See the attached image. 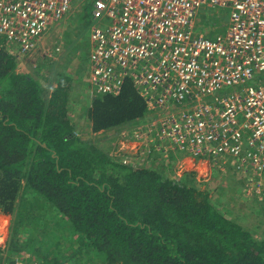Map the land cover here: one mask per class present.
I'll return each instance as SVG.
<instances>
[{
    "label": "trees",
    "instance_id": "trees-1",
    "mask_svg": "<svg viewBox=\"0 0 264 264\" xmlns=\"http://www.w3.org/2000/svg\"><path fill=\"white\" fill-rule=\"evenodd\" d=\"M69 81L50 94V83L18 71L0 37V211L18 212L9 254L40 264H264V238L221 212L194 172L170 177L164 158L137 168L85 141L69 116ZM148 113L127 81L120 95L92 99L87 120L112 140Z\"/></svg>",
    "mask_w": 264,
    "mask_h": 264
},
{
    "label": "built area",
    "instance_id": "built-area-1",
    "mask_svg": "<svg viewBox=\"0 0 264 264\" xmlns=\"http://www.w3.org/2000/svg\"><path fill=\"white\" fill-rule=\"evenodd\" d=\"M73 2L0 0V37L19 66L40 51L41 60L61 55L43 40ZM203 7L229 11L224 36L195 31ZM92 22L90 94L135 84L151 121L122 136L148 150L147 164L155 153L176 158L204 185L214 170H233L250 184L246 196L263 201L264 0H94ZM2 244L0 264H39Z\"/></svg>",
    "mask_w": 264,
    "mask_h": 264
},
{
    "label": "rangeland",
    "instance_id": "rangeland-1",
    "mask_svg": "<svg viewBox=\"0 0 264 264\" xmlns=\"http://www.w3.org/2000/svg\"><path fill=\"white\" fill-rule=\"evenodd\" d=\"M93 1L94 0H74L67 16L60 23L51 27L46 33L43 40L44 47L59 46L62 49L60 56H57L56 59L45 57L44 60H41L42 56L40 52L42 51H40L34 58L23 61L25 65L24 68L18 65V71L38 78L44 87L50 83V94H52L56 88L57 79L63 80L65 78H70L69 82L72 84V96L71 103L69 102V116L78 134L83 137L85 141H91L106 148L110 147L114 153L111 155L123 157L128 164L137 165V168L147 167L149 166V164H147L149 160L148 150L136 146L133 148L128 137L122 136L123 134L116 132V130L115 132L111 131V135L113 134L111 136L112 140H110L106 132L93 134L87 120V114L91 106V101L89 99L90 92L85 85L88 81L87 68L84 71H82L81 68L84 67L82 60H84L88 69L90 67V30L93 24ZM87 4H89L90 7L86 8L87 6L85 5ZM229 17V11L227 10L203 7L194 20L195 31L211 39L224 36L228 30ZM88 27L90 28L88 29ZM35 64L37 67L34 66ZM41 65L44 66L40 68ZM78 70L81 74L76 72ZM262 77L264 78V74H262ZM91 98L93 99L92 96ZM95 135L97 138L100 137V140L109 139L111 142L108 145H103L99 140H96V137H94ZM129 141L130 145H128ZM156 158L165 159L166 169L168 170H166V173L170 177L180 179L185 173L193 172L189 169L182 172V169L179 168L180 165L177 164L175 159L166 158L160 153L152 155L150 160L153 161V159ZM157 163L159 162L157 161ZM249 185L250 184H247L245 179L239 178L233 170L226 173H223L221 170L219 172L214 170L211 184L204 185L201 183V188L209 192L213 203L221 212L225 213L227 217L240 223L245 228L253 231L257 237L261 239L264 238V206L262 207V203L260 202H264V200L247 197L246 190ZM17 213L18 212L11 217L6 216L0 211V226L2 228V232L0 233V236L2 235V237H0V244L3 243L1 248L5 246L6 251L8 250L15 222L18 220L16 217ZM33 234L38 235L35 232H33ZM28 236L29 235L25 233L22 240H26ZM24 253H29L33 256L30 252L26 251H22L17 255ZM33 257L36 262L39 263V259L35 256Z\"/></svg>",
    "mask_w": 264,
    "mask_h": 264
},
{
    "label": "crops",
    "instance_id": "crops-1",
    "mask_svg": "<svg viewBox=\"0 0 264 264\" xmlns=\"http://www.w3.org/2000/svg\"><path fill=\"white\" fill-rule=\"evenodd\" d=\"M91 31V30H90ZM90 53H91V51H90ZM82 59H83V56H82ZM82 63H83V65H84V67H82L81 68V70L82 71H84L86 68H87V75H88V81H87V84H85L86 86H87V88H88V90H89V92L91 91V89H90V81H89V71H90V68L88 69V67H87V65L85 64V62H84V60H82ZM44 65H41L40 66V68H42ZM76 72H78V73H80L81 74V72L78 70V71H76ZM76 79V78H75ZM82 80H83V76H82ZM81 80V81H82ZM57 86H58V84H56V88H57ZM91 93V92H90ZM89 99H90V101L92 102V98H91V94H89ZM191 164V163H190ZM209 184H211V181L209 182V183H206L205 185H209ZM1 227V226H0Z\"/></svg>",
    "mask_w": 264,
    "mask_h": 264
},
{
    "label": "bare ground",
    "instance_id": "bare-ground-1",
    "mask_svg": "<svg viewBox=\"0 0 264 264\" xmlns=\"http://www.w3.org/2000/svg\"><path fill=\"white\" fill-rule=\"evenodd\" d=\"M2 232V228L0 227V233Z\"/></svg>",
    "mask_w": 264,
    "mask_h": 264
}]
</instances>
